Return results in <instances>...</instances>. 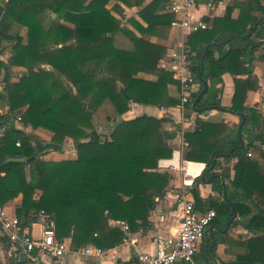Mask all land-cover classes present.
Wrapping results in <instances>:
<instances>
[{"label": "trees", "instance_id": "obj_1", "mask_svg": "<svg viewBox=\"0 0 264 264\" xmlns=\"http://www.w3.org/2000/svg\"><path fill=\"white\" fill-rule=\"evenodd\" d=\"M111 2L0 0V52L11 45L8 59H0V75L6 65L26 69L18 81L8 83L0 103H7L13 120L14 113L21 110L23 125L52 133L49 146H45L13 123L6 125L0 136V205L21 195L16 216L22 234H31L29 227L37 222L40 211L52 214L56 238L65 241L71 251L88 244L107 251L123 244L130 234L152 229V213L172 189L173 174L159 169V161L172 156L168 142L175 133L163 127L171 119L129 115L132 103L166 108L180 104L179 95L169 93V86L178 88V81L172 71L160 66L168 47L138 36L111 12ZM160 2L153 0L144 7V0L135 2L142 7L139 14L148 22L147 28L132 21L142 33L168 38L177 14L171 11L149 17ZM235 9L239 10L237 16L233 15ZM262 15L254 0H235L222 17H204L206 28L190 32L184 40L196 78L205 44L224 40L225 32L245 34ZM256 65L264 70V21L249 38L210 47L203 72L205 80L221 78L227 72L234 75L235 89L228 109L254 125L253 130L245 129L249 133L245 146L230 155L237 161L231 180L234 192L228 198L235 202L240 216L250 215L246 226L252 233L245 242L248 253L241 264H264V116L246 105L248 92L261 87L253 73ZM201 88L192 93L193 101L187 106L200 111L221 106L222 89L216 87L209 88L194 106ZM105 105L111 108L107 120L112 130L108 135L99 132L96 117ZM4 121L0 114V122L6 124ZM185 139L188 148L184 158L207 165L188 188L195 209L214 210L212 222H227L234 214L231 202L213 197L205 202L197 186L209 175L208 168L218 155L239 144L237 130L197 119V129L185 133ZM69 141L75 148L74 157L57 161L42 158L45 152L59 151ZM15 157L25 160L8 161ZM222 175L227 178L229 172ZM214 183L221 193L220 181ZM4 236L0 240L9 239ZM39 253L35 250L31 255ZM136 262L137 257H133L117 264Z\"/></svg>", "mask_w": 264, "mask_h": 264}, {"label": "crops", "instance_id": "obj_2", "mask_svg": "<svg viewBox=\"0 0 264 264\" xmlns=\"http://www.w3.org/2000/svg\"><path fill=\"white\" fill-rule=\"evenodd\" d=\"M139 0H112L108 8L111 12L124 19L127 26L135 31L138 36H142L149 41L162 44L168 47V52L166 57L160 61V66L170 70L169 58L170 53L175 48H180L184 46V40L187 34L185 30L181 28H176L171 26L168 38L161 37L158 33H142L134 27L132 19L136 20L143 28H147L148 22L139 14L140 8L151 3L153 0H144L142 7L136 6L135 2ZM183 0H161L159 6L155 11L149 14V17L153 18L157 15L166 14L172 11V6L176 3H181ZM235 0H196L193 7L189 8L188 15L191 20L203 21L204 17H209L213 20L215 17H222L226 11L227 6H232ZM262 5L264 2L260 1ZM115 6V7H113ZM122 9L123 12L120 10ZM173 12V11H172ZM263 13V12H262ZM239 14V10L235 9L233 12L234 16ZM263 16V15H262ZM177 17L181 15L177 14ZM261 17V16H260ZM25 34V31H23ZM185 47V46H184ZM11 54V45H7L4 51L0 52V59L6 61ZM217 56V52L214 53ZM6 55V57L4 56ZM5 57V58H4ZM26 69L21 66H4L0 75V94L5 96L6 86L9 82L18 81L22 74H25ZM253 73L258 76L260 89L258 91H249L246 98V105L248 107L257 108L260 110L261 114L264 116V70L256 65ZM145 77L151 78L152 76L143 75ZM234 75L232 73H224L221 78L207 79L209 88H220L222 89L221 94V106L220 108L204 109L203 111H197L190 106L181 107L180 105L173 107H159L153 105H143L138 103H132V110L130 116H139L143 114L155 116V117H169L171 121L165 122L163 127L170 133H175V135L169 140V145L172 147V156L170 158H164L162 160L169 161L167 164L160 165L159 169L162 171H169L173 174V179L171 181L172 189L167 193L165 199L160 200L157 204L155 211L152 213L151 220L153 223L152 229L147 232H137L130 234L127 240L110 250L106 251V254L101 257H91L82 256L74 253L67 254L62 258H57L54 256L45 255L39 253L37 256H32L30 253L24 251L21 246L12 245L8 240H0V264H15L21 260V255H25V261L32 264L28 260H32L36 263L43 264H95L99 262L100 264H117L118 261H129L133 257H137L140 252L143 251H154L156 247V242L158 238L164 240H174L179 235L180 222H181V209L183 203L184 195L187 198H191L193 195L188 188H190L195 179L200 176L206 169V163L202 161H190L184 158V152L187 150L188 145H184L185 133L194 132L197 129V119L204 120L211 123H223L231 128L237 130V137L239 135V124L241 122V115H238L228 108L232 105V98L235 89ZM203 88V85L199 83L197 87L198 90ZM201 88V89H202ZM208 88V89H209ZM169 93L173 96H178L177 85L169 86ZM110 106H101L96 112V117L100 123L99 132L102 134H110L112 130V124L107 120L108 111L110 112ZM20 111H16L14 116L15 120L9 115V107L5 101L0 103V114L5 116V123L0 122V135L2 136L7 124L13 123L17 128L24 130L29 133L32 137L43 141V145L49 146L47 143L50 142L52 133L42 127L32 128L31 126H25L20 121ZM248 123V122H246ZM253 125V124H252ZM249 129L243 126L241 130V137L244 141V146L248 142V131ZM254 129V125H253ZM249 129V130H253ZM46 143V144H45ZM240 144V142H239ZM237 144V145H239ZM231 150V149H230ZM219 154L214 160L215 166L208 168L209 175L204 177L202 183H200L197 188L199 190L200 196L206 200L213 197L219 201L228 198L229 194L234 192L231 185V180L234 176L233 165L237 161L236 157L230 158L232 152ZM46 153L47 157L52 159H64L67 153L72 152L71 157L75 156V148L71 141L66 143V145L61 150H49ZM64 152L65 157H57L59 153ZM227 155V156H222ZM172 161H175L174 163ZM203 163L204 168L200 171L199 175L193 177L188 172L189 163ZM214 163V162H213ZM173 165L174 169H169L165 166ZM213 165V164H212ZM180 166H184L186 169V176L183 175L182 171L179 169ZM224 172H229V177L225 178L222 174ZM218 179L223 191L220 193L215 187L214 181ZM186 180V181H185ZM185 181V182H184ZM191 181V183H187ZM21 200V195L15 199L9 201L4 206L9 214L16 215V206ZM232 204V209L234 211L233 216L224 222L221 219L211 222V224L206 228L205 235L203 236L200 244L199 250L195 256V262L197 264H241L243 256L248 253L245 247V242L251 237V231L247 228L246 223L250 215H242L238 213L234 206V201H230ZM201 211L202 210H198ZM39 223H32L30 230L34 234V228L38 226ZM4 232L0 228V238H3ZM5 237V236H4ZM7 238V236H6ZM138 259V258H137ZM33 263V264H34ZM135 264H142L139 261ZM180 264H185L180 262Z\"/></svg>", "mask_w": 264, "mask_h": 264}, {"label": "built area", "instance_id": "obj_3", "mask_svg": "<svg viewBox=\"0 0 264 264\" xmlns=\"http://www.w3.org/2000/svg\"><path fill=\"white\" fill-rule=\"evenodd\" d=\"M195 3L196 0H183L181 3L174 4L171 8L172 11L181 15V17L173 20L171 26L181 28L187 32L205 29L207 26L205 22L201 20L194 21L189 18L188 10ZM187 52L184 46H180V48L172 50L169 58L170 71L173 72L174 78L178 81V93L181 99L179 105L182 108L193 101L192 93L197 91L199 86L198 79L191 71ZM16 145L19 146L20 142L17 141ZM184 145L187 146L188 142L184 141ZM248 155L251 156V153L249 152ZM160 165L162 164L159 161V167ZM165 167L175 168L173 165ZM179 169L186 176L185 167L180 166ZM215 216L214 210L203 212L196 210L194 201L184 195L178 237L171 241L158 238L154 251L140 252L137 256L138 261L142 264H180V262L197 264L195 256L199 250V244L205 235L206 228ZM37 222L40 226L38 236H34L32 233L22 234L18 217L9 214L5 206L0 205V228L8 236L12 245L21 246L27 253L31 254V252L39 250L45 255L57 258H62L70 253L97 258H101L106 254V250L93 244H88L77 251H71L65 241L56 238L55 219L52 214L46 211L42 210L38 213Z\"/></svg>", "mask_w": 264, "mask_h": 264}, {"label": "water", "instance_id": "obj_4", "mask_svg": "<svg viewBox=\"0 0 264 264\" xmlns=\"http://www.w3.org/2000/svg\"><path fill=\"white\" fill-rule=\"evenodd\" d=\"M254 2L256 4H258L263 12V16L259 17L258 20L256 22H254L252 25H250L247 29V32L243 35H238V34H235V33H231V32H225L224 33V40L220 41V42H212V43H208V44H205L202 48V54H201V59H200V71L197 75V79L199 81L200 84L203 85V88L200 90V92L198 93L195 101H194V106H196V104L198 103V101L201 99V97L208 91V88H209V85H208V82L203 78V72H204V69H205V58L208 54V50L210 47H218L220 45H224L226 44L228 41H230L231 39H234V38H239V39H246V38H249L257 29L258 27H262L263 26V21H264V5H262V3L260 2V0H254ZM189 51V50H187ZM211 108H220L219 106H208V107H205V109H211ZM197 111H200L199 109H196ZM246 127V128H249V129H253V125L252 123H246V118L245 116H241V122L239 124V135H238V139H239V142L240 144L239 145H236L235 147L231 148L230 152H233L234 150H240L244 147V141L241 137V130L242 128ZM222 156H227V155H222ZM25 158H20V157H15V158H11L9 159L8 161H24ZM215 166V161L212 165V167ZM25 255L22 254L21 255V260L16 262L15 264H30V263H27L25 261ZM180 262V260H179Z\"/></svg>", "mask_w": 264, "mask_h": 264}, {"label": "clouds", "instance_id": "obj_5", "mask_svg": "<svg viewBox=\"0 0 264 264\" xmlns=\"http://www.w3.org/2000/svg\"><path fill=\"white\" fill-rule=\"evenodd\" d=\"M169 161L166 160H162L160 161V163L162 164H167ZM173 163L175 161H172ZM204 168V164L201 163H189L188 165V172L189 174H191L193 177H195L196 175H199L200 171ZM187 183H191V181H187Z\"/></svg>", "mask_w": 264, "mask_h": 264}, {"label": "rangeland", "instance_id": "obj_6", "mask_svg": "<svg viewBox=\"0 0 264 264\" xmlns=\"http://www.w3.org/2000/svg\"><path fill=\"white\" fill-rule=\"evenodd\" d=\"M5 57H6V55H4ZM4 57V58H5ZM21 121V120H20ZM35 138V137H34ZM48 152H50V151H47V152H45L43 155H42V158L43 159H45V160H52V161H57L58 159H52V158H50V157H47V154L46 153H48ZM42 153V152H41ZM66 155L64 154V152H62V153H59L58 154V156L57 157H65ZM67 156H73L72 155V152H70V153H67ZM39 233H40V226L38 225V226H36L35 228H34V234L36 235V236H38L39 235Z\"/></svg>", "mask_w": 264, "mask_h": 264}]
</instances>
